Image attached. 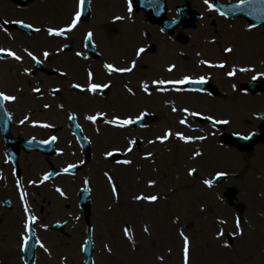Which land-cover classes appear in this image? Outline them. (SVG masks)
<instances>
[{
  "label": "rangeland",
  "instance_id": "374dc122",
  "mask_svg": "<svg viewBox=\"0 0 264 264\" xmlns=\"http://www.w3.org/2000/svg\"><path fill=\"white\" fill-rule=\"evenodd\" d=\"M218 1L226 3L237 0ZM99 2L107 5L108 10L99 6ZM51 3L59 10H64L66 24V19L74 11V0H51ZM124 8L123 0H94L91 13L93 16L85 26L81 25L76 30L81 37L83 30L91 24L90 27L95 33L98 55L103 57L102 60L96 59L98 66L104 60L118 61L116 62L118 65L130 66L131 61L136 58L133 54L135 48L144 47L148 43L149 38H145L143 34V30L146 29L150 39L153 40L151 43L153 48L150 47L143 54L144 57L137 61L131 77L136 81L146 82L156 74L161 76L165 74L166 78L159 80H178L183 75L196 76L198 72L206 70L218 94L213 97L206 95L184 97L182 92L178 94L172 92L169 97L173 103L176 102L175 106V104L169 105L163 102L160 98L156 99L153 95L151 97L154 99L138 95L133 97L120 88L122 95L118 103L117 99L103 107L88 103L77 109L65 102V97H61L63 92L57 94L54 99H50L47 95L42 100L28 96L30 83L23 85V81L14 79L13 77H18L17 69H14L11 63L4 62L0 70V85L8 91L16 92V88L20 89L19 97L23 95V99L19 106L14 107L16 116L19 118L28 114L32 116L31 119L46 120L54 124L57 120L60 122L64 120L65 123L68 111L76 112L85 123L89 122L83 117L87 114H95L97 111H106L109 117L132 116L142 111H147L151 115V119L146 121L143 128H127L118 131L107 126L109 130L108 132L104 130V133L106 131L104 135L97 134L98 126L92 128L86 124L88 127H84L85 132L91 137L96 152L92 153L91 159L75 176V181L73 179L64 181L66 178H60L51 185L52 191L49 189V196H42L44 198L41 204L42 209L46 208V199H50L54 205L56 201L58 205L56 208H46V211L50 210L47 214L50 215L49 220H66L68 225L63 232L52 234V236L44 234L46 238L44 237L43 243L49 251L38 249L35 264H83L79 245L85 237L86 224L92 227L93 264H161L158 259L160 256L164 257L163 264H182L180 251L183 241L179 235L180 232L188 236L191 241V264H264L262 147L256 145L257 147L255 146L251 153H242L234 146L225 144L223 138L226 133H248L259 123L258 114L264 112V99H262L264 95L246 96L240 92L242 84L252 80L254 76L258 80L264 77V25L251 28L241 18L223 20L214 11H209L202 0V5L196 10L203 14V18L198 22L195 30L188 31L190 41L182 44L177 41L172 42L169 37L160 35L155 27L139 25L136 16H133L134 22H132L130 16L124 14ZM11 10L14 13L0 12V16L5 19H31L28 9L21 12ZM116 16H123L125 19V21L123 19L122 39L109 45L110 39L105 38L107 35L111 36L112 40L120 37V33L119 36L116 33L119 29L118 25L114 28V32L110 28L118 21L112 22L109 27L106 26L104 30L106 36L100 33L101 38L97 35L94 24L97 26L101 19H115ZM126 32L131 33L126 37ZM16 43H23L25 47L28 46L34 50L33 42L30 43L25 38L23 40L17 38ZM226 47L233 48V52L225 54ZM126 49L129 50L128 53ZM177 58L179 61L182 60L181 58L186 59L187 62L181 61L178 70L172 74L165 73V67L171 62H177ZM201 60L212 64L225 61L231 70L237 67L251 68L253 71L236 72V75L228 77L226 73L230 71L227 68L224 70L209 68L200 64ZM92 64L93 61L90 60V63L81 67V74H79L81 77L77 79L84 80V69L88 65L93 67ZM259 75L262 78L258 77ZM105 79L102 77L100 81ZM74 81L77 80L74 79ZM122 84H126V87H131L134 91H141L130 77L122 80ZM108 91L104 97L107 95L111 97L114 94L112 87ZM147 101H154V103L151 105ZM57 103L63 104L65 108L61 110L57 107ZM43 104L51 107L47 110L43 109ZM179 106L216 118H224L230 123L224 131H212L207 125H199L191 116L186 117ZM173 107L177 109L176 112L172 111ZM183 118L187 119V126L179 124V120ZM59 129L56 123L55 130L59 136L62 135L63 143L68 146L67 138L63 136L61 128ZM169 129L174 133L180 131L186 137H205V139L201 140L202 143L193 139V142L184 144L173 136L163 144L158 141L149 143V140L155 141ZM130 139H135L137 144L128 156H122V158L131 159L135 166L126 165L122 175L107 168H101L100 174L93 171L98 175L89 182L93 189L89 214H82L76 205L77 187L83 185L84 178L92 175L91 171L98 160V154L116 148L122 150L126 148ZM197 151L201 155L193 158ZM148 153L152 154L151 158L143 159ZM251 155H254V159ZM1 163L2 152L0 151ZM21 164L22 175L26 179L37 178L38 174L46 169L44 159L37 160L32 156L22 157ZM192 168H195L196 172L193 176H189L187 173ZM103 171L107 172L117 185L118 201H115L116 197L109 190L111 185L106 181V176L104 178ZM214 172L227 173L225 182L208 188L203 181L211 180ZM6 177H9L8 173ZM229 179L230 182H227ZM150 180L156 181L155 187H148ZM0 182L2 183L3 180ZM228 185L236 190L238 198L244 204V209L240 213L226 205L222 199L221 192L225 187H229ZM57 187L64 190L68 200H64V197L60 195L54 196L53 193H56L54 188ZM136 195H158L160 199L152 205L146 202L137 204L134 200ZM38 202L39 199L36 205ZM66 205L69 206L66 207ZM201 208L204 211H201ZM177 217L179 223H174ZM237 219L241 221L242 236L235 235ZM0 220V264H16L15 259L6 260V253L13 247H17V233L15 235L9 233L8 223L2 218ZM220 220H225L226 223L220 224ZM46 223L50 222L46 221ZM146 225L151 235L144 233L143 228ZM125 226L131 229L132 240L124 237ZM221 229L224 235L217 239V233ZM4 233L8 236L3 238ZM230 235L234 238L228 242ZM225 242L230 246L223 247ZM106 245L111 248V253L106 250ZM19 258L20 256L18 264L21 263Z\"/></svg>",
  "mask_w": 264,
  "mask_h": 264
},
{
  "label": "flooded vegetation",
  "instance_id": "af4514ba",
  "mask_svg": "<svg viewBox=\"0 0 264 264\" xmlns=\"http://www.w3.org/2000/svg\"><path fill=\"white\" fill-rule=\"evenodd\" d=\"M166 2V15L170 19H175L178 17V13L180 10V7L186 6L188 7L189 10H192L194 6L198 4V0H165ZM99 6H104L102 3H99ZM11 9L21 12L25 10H29L28 14L31 15V19H5L0 16V48L3 49H11L17 54L23 56V63H17L14 60H11L10 58H0V70L2 69V65H4V62H9L12 64L14 69L16 70L17 78L13 77L12 74L11 76L22 82L23 85H27L30 83V88H29V93L27 94L28 96H31L33 99H39L42 100L45 95H47L50 99H54L57 94H60L61 92V97H65V102L71 106L72 108L78 107L82 108L85 106V104L81 103L83 102L80 99V96H88L86 93H78L76 90L71 88V83L73 82H78L80 84H86L87 83V74L84 71V80L77 79L81 76L80 69L81 67H84L85 64L90 63L88 60L89 57L86 55L84 47H83V42H84V36L88 31H91V27L89 24L86 29L83 30V33L81 37L79 36V33L76 32L77 29H75L72 33L67 34V38L63 37H49L47 35L46 31H41L40 33L32 32L31 30L29 32H24L20 29L17 28L18 23H12V21H23L24 23H29L33 25L34 27H41L42 29H45L47 27H60L64 26L65 20L63 16L59 17L60 12L64 13L63 9H58L53 3H51V0H33L29 3L26 4H20L16 2L15 0H1L0 1V12L7 13V14H12L14 13ZM63 15V14H62ZM71 15L68 16L66 19L67 22L70 21ZM5 21H8V23H4ZM89 21V20H88ZM88 21H83L84 26L85 24L88 23ZM145 21V19H143ZM146 22V21H145ZM110 25V24H108ZM119 26V32L117 30V34L120 37H116L112 40V37L105 34V29L107 24H98L95 27L96 33L101 38L102 33L105 38H109L110 40L108 41L109 45L112 44L113 42H119L122 39V32L124 30V26L122 24V21L120 23L115 24L112 28V32H114V28L116 26ZM139 25H142L139 23ZM109 27V26H108ZM157 30L161 32L160 28L156 25ZM86 32V33H85ZM183 32V29H180L176 33V39L174 41H177L178 43L184 44L186 41V37L182 35L181 33ZM127 34L125 35L126 37L131 33L126 32ZM180 33V34H178ZM143 34L145 38H149L147 40L148 43L146 45L148 46V49L151 47L153 48V40L150 39V36L148 34V31L146 29L143 30ZM166 35V34H165ZM173 36V35H170ZM18 39H26L27 41L29 40L30 43L33 42V49H30L24 46L23 43H16V40ZM52 39L58 40L56 44L53 46L52 44L49 45V41ZM137 39V38H136ZM164 40V39H162ZM122 43V42H120ZM119 43V44H120ZM151 44V45H150ZM31 45V44H28ZM67 45V47H65ZM63 48V51H60V49ZM126 48V47H125ZM24 49H28L29 51H32L39 59H41L42 63L37 65L35 64L29 57H27L24 54ZM50 51L52 55H55V53H60L59 57H62L64 59H67L68 57L72 59H76L80 61V64L77 68V71L72 70L68 65L62 64V60H56L55 62L51 61V58H48L47 60H44L42 56L43 51ZM79 51L81 52L84 56H87V59H82L79 57L75 56V53ZM127 53L129 52L128 49H126ZM49 56V57H50ZM144 57V55H142ZM102 56H99V59H103ZM121 59H119L120 61ZM106 61V60H104ZM111 62V61H108ZM118 61H114L112 63H116ZM62 65L64 67H62ZM180 67V63L176 65V68ZM25 69H28L30 75H22ZM85 70V69H84ZM65 71L67 72V76H60L59 72ZM128 75L131 73H127ZM125 74V75H127ZM118 75V74H117ZM106 77V76H105ZM124 77V75H120V79ZM76 79L77 81H74ZM50 82V84H47ZM115 85V84H114ZM39 87L41 89V92L39 93H34L32 91L33 88ZM53 88H60L61 91L59 93H52ZM24 89V88H23ZM152 92V95L154 96V89L150 88L149 89ZM0 91H4L8 94L16 95L18 97L17 101L15 103H6L4 105V109L10 116V125H11V132L13 134V137L16 140L19 139H38L40 141H46L49 140L51 136L55 135L58 139L57 142L55 143L56 147L61 149L63 151V155H61V158L63 160H71L73 159L74 151L73 150H68L65 147V144L62 141V137L58 135L57 131L55 130L56 123L58 125L60 123H64L62 120L56 121L54 124L50 123L46 120H41V119H31V115L25 114L21 118L16 116V112L14 111V107L16 105L19 106L20 102L23 99V95L19 97L20 94V89L16 88V92L12 90H7L5 87L0 85ZM26 94V91H24ZM150 95L149 97H151ZM154 99V97H151ZM149 104L153 105L154 101H147ZM86 103H91V98H88L86 100ZM107 102L102 100V105L101 107L106 106ZM170 104V100H169ZM60 103H57V107H59ZM65 108V107H64ZM43 109H45L44 104H43ZM47 110V109H46ZM29 117V120L25 124H20V121L23 120L25 117ZM19 118V119H18ZM60 122V123H59ZM68 121H66L67 123ZM33 123H48L53 125L51 128H41V127H33ZM102 124V121L99 122ZM103 125V124H102ZM0 151L2 152V163L0 164V180H3V182H0V219H4L6 223H8L9 226V233L12 235H15L17 233V247H13L10 252L14 251L15 253H20V248H21V236L24 235V222H25V215H24V205L20 200V189L17 188V181L19 180L21 182L23 191L27 193V204L30 209V214L35 215L37 219V223L32 226L34 234L37 236V233L41 236L45 234V227L44 224L46 221H51L49 220L50 215H47L50 213V210L46 211V208H56L57 202L52 203L50 199H46V208L42 209L41 204L42 201H44V198L42 197L43 195L49 196V189H51V185H43L40 184L39 187L36 186H31L30 183L27 184L26 178L24 175H22V164L21 160L22 157L24 156H32L37 160H45L46 167H51L52 166V157H46L43 156L42 154L38 152H33V153H26L23 149L19 148L18 149V165H19V171L15 172L12 166L10 165L8 161V153L6 150V147L4 145V142L0 136ZM6 173H8L9 177H6ZM41 173V172H40ZM39 173V174H40ZM11 179V180H10ZM31 181H36L37 184H39V178H30ZM49 187V188H48ZM47 191H46V190ZM54 192V191H53ZM64 192V190H63ZM52 193V192H51ZM54 196L55 193H53ZM66 196V193H65ZM57 197V196H56ZM39 199V202L36 205V201ZM65 200H68L66 198ZM51 202V203H50ZM67 204H70L67 202ZM69 205H66L68 207ZM54 213V212H53ZM43 217L45 218L43 220ZM1 221V220H0ZM8 234L4 233L3 238L7 237ZM4 248V245H3ZM5 249V248H4ZM9 254V251L6 253V255Z\"/></svg>",
  "mask_w": 264,
  "mask_h": 264
},
{
  "label": "snow or ice",
  "instance_id": "6c2138e0",
  "mask_svg": "<svg viewBox=\"0 0 264 264\" xmlns=\"http://www.w3.org/2000/svg\"><path fill=\"white\" fill-rule=\"evenodd\" d=\"M254 2V0H240L239 4L236 5L237 9H244L245 7L251 5ZM86 3V0H77V9L75 11V14L71 17L70 22H68L67 24H65L64 26H60V27H47L45 29H42L41 27H34L33 25L29 24V23H24L23 21H12V23H19L21 27L26 28V29H30L32 32H36V33H40L42 30L47 32V35L49 37H63V38H67V34L72 33L78 26L80 20H81V16H82V12L84 10V5ZM204 4L207 6L209 11H218V9L213 7V4L209 2V0H204ZM128 12L131 13L132 12V7H131V0H129L128 3ZM219 15L221 17L225 16V13L223 11H219ZM124 17L123 16H116L113 23H115L116 21H121L123 20ZM4 23H8V21H5ZM250 30V29H249ZM93 39H94V33L92 31H88L85 36H84V43L85 46L91 45L93 48L95 47V44L93 43ZM65 47H67V45H65ZM64 49L61 48L60 51H63ZM146 52V49L143 47H139L136 51H135V59H133L131 61V65L127 66V67H118L112 63H105L103 65V68L105 69L106 73L108 76H112L113 74H119V75H124L127 73H132L133 70L136 68L137 65V61L142 57V55ZM225 54H229L233 52V48L231 47H226L224 49ZM24 54L29 57L35 64L39 65L42 63L41 59H39L37 57V55H35L32 51H29L28 49H24ZM52 53L50 51H43L42 52V56L44 58V60H47L49 58V56ZM76 57L82 58V59H87V56H84L81 52L77 51L75 53ZM0 58H10L11 60L16 61L17 63H23V56L17 54V52L11 50V49H3L0 48ZM200 64L202 65H206L209 68H224L225 64L224 63H219V64H212L209 63L205 60H201ZM175 69V65H171L167 68L168 72H173ZM236 71H240V72H248V71H253V69L251 68H240V69H233L232 71L228 72V76L232 77L235 75ZM22 75H30L28 69H25L24 72L22 73ZM60 76H67V72L65 71H61L59 72ZM257 77H253V79H256ZM95 81V76L94 73L92 71H88L87 72V83L86 86L81 85L80 83H76L73 82L71 83V88L76 90L78 93H89L92 96H95L97 93L100 94H105L107 90H109L112 87L111 83L108 82H94ZM206 79L204 77H200L199 79H192L191 77L185 76L182 79H178V80H153L151 87L154 88L156 91L159 92H167L169 91V85H172L173 87L171 88L172 91L175 92H180V91H199V89H194V88H183L181 86L183 85H187V84H204L206 83ZM149 84L148 83H142L140 85V90L143 91L145 94L147 95H152V92L149 90ZM127 92L131 95V96H136V91H134L131 87H126ZM32 91L34 93H39L41 92V89L39 87L33 88ZM61 91L60 88H53L52 89V93H59ZM18 97L16 95H12V94H8L4 91H0V109H3L4 105L6 103H15L17 101ZM45 109H48L49 107H51L48 104L44 105ZM60 109L63 110L64 109V105L60 104L59 105ZM173 112H176L177 109L175 107H173L172 109ZM184 113L187 116H200V113L195 112V111H189L187 108L183 109ZM149 113L147 111H142L140 112L138 115H136L135 117L128 115V116H120V115H113L111 117H109V113L106 111H97L95 112V114H87L83 117L84 120L88 121L89 123L96 125L97 121H102L103 124L108 125L112 128H117V129H126V128H130L133 125H137L140 124L141 121L144 120V118L146 116H148ZM200 118L202 119H207V120H211V123L213 125L215 124H228L230 123V121L223 119V120H217V119H213L210 116H201ZM10 119V117H9ZM67 119L69 121H77L78 117L76 114H69ZM29 120V117H25L23 120L20 121V124H25L27 121ZM179 123L181 125H185L187 126V119L183 118L179 120ZM33 127H41V128H51L53 127V125L48 124V123H33L32 125ZM75 127L77 129L80 128V124L76 123ZM97 134H99V128L96 129ZM175 136L176 139L182 141L183 143H190L192 142V138L190 137H186L183 133L180 132H173L171 129H169L168 131H166L163 136H158L156 138L155 141L153 140H149V143H156L157 141L161 144L165 143L166 141H168L171 137ZM57 137L55 135L51 136L49 140L44 141L45 144H55L57 142ZM196 139H200L203 140L205 139V137H197ZM241 139H248L247 136H242ZM90 143V141H89ZM137 144V141L135 139H130L128 140L127 146H126V150L123 152H120L119 150H112V151H106L104 153V158L105 159H113L116 158L118 156H128L129 153H131L133 151V147ZM57 155H63L62 152H57ZM201 153L199 151H197L194 155L193 158L200 156ZM152 156L151 153H148L146 156L143 157V159H150ZM115 163L117 165H130L132 164V160L131 159H119L116 158L115 159ZM79 165L77 164H69L67 167L63 168L62 173L63 174H69L71 175L73 173V169L77 168ZM196 172L195 168H192L188 171V175L189 176H193ZM61 173L58 172L56 173V175H60ZM104 175L107 177L108 179V183L109 185H111V193L114 197H116L117 201L119 200V192H118V187L115 184V182L113 181V178L107 173L105 172ZM227 173L225 172H218L216 174V178L219 179L220 177H224L226 176ZM52 176V173L49 172L47 174H45L42 178H40V182L39 184L36 183V181H31L30 185L31 186H36L39 187L40 184H44L47 180H49ZM89 183V181L85 180L84 184L87 186ZM203 184L208 187L211 188L213 186V182L212 180H204ZM156 186V181L155 180H150L148 182V187L152 188ZM17 188L20 189V200L24 205V215H25V222H24V235L21 236V248L20 251L24 252L26 250V248L29 246V242L32 239L34 232L32 229V226L35 225L37 223V217L35 215L30 214V209L28 207L27 204V193L25 191H23L21 182L18 180L17 181ZM85 190L87 191V187L85 188ZM55 191L57 193H59V195L61 197H65V193L61 190V188L57 187L55 189ZM66 198V197H65ZM160 199V197L158 195H136L134 197V200L137 204H139L140 202H146L148 204H155L158 200ZM201 211H204L203 208L200 209ZM174 223H179V218L177 217L176 220L174 221ZM220 224H225L226 221L225 220H220L219 221ZM235 228H236V232L235 235L237 236H242L243 235V231L241 229V221L239 219L236 220L235 222ZM46 230V229H45ZM143 231L145 234L147 235H151L149 227L146 225L143 228ZM123 235L126 239L128 240H132L133 236H132V231L130 228H128L127 226L124 227L123 229ZM183 243H182V264H191V241L189 239L188 236H186L183 232L179 233ZM224 235V231L223 229H221L218 233L216 238L219 239L221 236ZM36 244L39 245L40 248H42L45 252H48L49 250L45 247V245L43 243H41L39 240L35 241ZM85 244H87V241L85 242ZM230 245L225 242L223 244V247L227 248ZM106 250L111 253V248H109L107 245L105 246ZM50 254V253H49ZM158 259L161 261V264H163L164 261V257L160 256L158 257Z\"/></svg>",
  "mask_w": 264,
  "mask_h": 264
},
{
  "label": "water",
  "instance_id": "95a60500",
  "mask_svg": "<svg viewBox=\"0 0 264 264\" xmlns=\"http://www.w3.org/2000/svg\"><path fill=\"white\" fill-rule=\"evenodd\" d=\"M263 4V5H261ZM261 4L258 2L252 3L251 5L245 7V9L250 8L251 10L248 13H245V9L241 11H235L231 12L230 10H227L230 13V16H245L248 19H250V22L252 24H264V1H261ZM230 8L231 6H227ZM220 8L227 9L226 7L220 6ZM201 87H204L201 85ZM206 87V86H205ZM247 89L253 91V90H261L264 89V82L263 83H249L247 85ZM261 138V134H255L252 139L247 140V139H237V142L243 144V145H248L252 144L255 141H258ZM89 257V255H86Z\"/></svg>",
  "mask_w": 264,
  "mask_h": 264
},
{
  "label": "bare ground",
  "instance_id": "6f19581e",
  "mask_svg": "<svg viewBox=\"0 0 264 264\" xmlns=\"http://www.w3.org/2000/svg\"><path fill=\"white\" fill-rule=\"evenodd\" d=\"M62 14H63V12H60L59 17H61ZM56 42H58V40H56V39H52L51 41H49V45L52 44V45L54 46V45L56 44ZM59 55H60V53H55V55H52V56H50L49 58H51V61H52V62H55L56 60H62V64H66V65H68L72 70L77 71V68H78V66H79V64H80V61H79V60L72 59V58H70V57H68L67 59H64V58H62V57H59ZM101 164H103V165H109V162L102 160V161H101ZM117 169H118V168H117ZM101 194H102V193H101ZM9 257H10V258H12V257L16 258V257H18V253H15L14 251H12V252H10Z\"/></svg>",
  "mask_w": 264,
  "mask_h": 264
}]
</instances>
